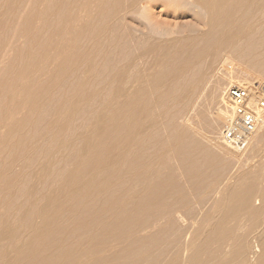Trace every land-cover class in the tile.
<instances>
[{"label":"bare ground","instance_id":"6f19581e","mask_svg":"<svg viewBox=\"0 0 264 264\" xmlns=\"http://www.w3.org/2000/svg\"><path fill=\"white\" fill-rule=\"evenodd\" d=\"M145 1L129 0L128 9L141 12ZM180 1L203 13L207 29L201 44L163 46L166 53L155 54L149 83L140 84L125 65L111 66L105 83L98 82L100 88L80 83L59 97L54 115L67 111L69 117L62 124L57 117L48 122L55 137L46 154L38 157L37 146L18 139L17 145H24L15 160L30 155L31 166L40 172L27 187L22 179L29 177L18 170L10 173L12 161L2 165L7 172L0 187L9 196L0 197V206L9 208L0 209V264H264V176H232V166L245 151L218 145L220 129L232 117L225 82L249 86L255 72L264 78V0ZM20 5L16 0L13 16ZM29 14L25 25L32 23ZM81 19L77 12L69 21L75 25ZM62 27L66 30L49 28L47 37L41 33L46 42L41 47L36 43L43 41L40 31L27 33L28 59L21 60L0 100V122L13 119L8 133L52 98L51 84L57 79L43 78L42 69L52 63V69L83 65L92 70L91 54L80 52L75 58L72 42L63 38L70 26ZM75 31L71 24L70 32ZM13 46L0 38V66ZM210 51L214 59L228 53L238 69L232 62L221 65L226 72L213 75V69L197 68L194 58ZM210 96L216 98V110L207 104ZM91 101L97 103L89 106L92 117L75 125L72 118L82 110L86 114ZM153 102L163 108L168 135L151 134ZM20 108L29 114L21 115ZM247 149L252 160L264 164V118ZM170 156L188 188L179 183ZM161 165L168 170L155 168ZM229 178L231 183L221 188ZM13 216L18 223L11 226ZM244 230L254 235L245 237ZM111 245L117 249L106 251Z\"/></svg>","mask_w":264,"mask_h":264},{"label":"rangeland","instance_id":"374dc122","mask_svg":"<svg viewBox=\"0 0 264 264\" xmlns=\"http://www.w3.org/2000/svg\"><path fill=\"white\" fill-rule=\"evenodd\" d=\"M15 1L16 0H0V38L6 37L7 43L12 41L15 46L10 49L5 62L0 66V100L10 86L13 77L20 70L18 68L20 67L19 64L21 60L27 61L28 59L29 54L26 50L28 32L40 31V35L42 33L47 37V30L49 28L54 30L59 27L60 29L63 28V31H65L66 29L62 27V25L68 24L71 27L72 24L74 28H78V31L70 32L69 27L63 38L68 42H72L73 50L76 51L74 53L75 58L78 57L76 55L77 53L88 52L91 54L89 56L93 58V64L92 70L89 71L83 65H78L76 69H52L54 66L50 63L49 68L42 69L40 73L42 74L45 71L42 74L43 78H47L50 75L52 78L57 79L51 84L50 96L52 98L48 102L42 98L43 103H46H41L43 105L39 108L35 116L33 115L32 119L28 122H22L14 126L13 130L9 133L8 130L13 119L7 116L0 122V184L2 183V175L7 172L2 165L4 163L8 164L11 161L12 168H10V173L18 170L29 177L22 179L26 182L27 187L33 179L38 177L37 175L40 172L39 168L31 166L33 160L30 161V155L27 160L23 162L21 160L18 162L15 160L16 151L24 145H17L18 139L24 142L30 140L29 143L37 146L38 157L42 151L46 154L48 151L47 144H49V149L54 147L52 138L55 136L51 135V131L47 130V124L49 121H52L54 117H57L59 124L66 122L69 117L67 111L61 112L59 116L58 114L54 115L57 99L59 97L69 95L71 93L70 90L80 83H87V89L100 88L97 87V85H99L98 82L100 81L102 84L105 83L104 79L106 80L108 77V70L111 66L122 67L125 65L128 74L140 78V84L149 83L147 80L148 76L152 71H155L156 68L154 66L155 54L159 53V56H163L164 53H166L163 50V46L172 45L180 47L183 44L192 42L201 44L202 34L207 29L202 11L196 7L192 9L191 4L186 5L184 1L182 2L180 0H169V3H167V0H148L143 2L142 8L140 9L141 12H139V10L136 12L130 11L128 9L129 0H29L28 2H26V0H19L22 6L20 5L18 13L13 16L12 14L15 12ZM114 1L119 2L115 3ZM25 3L28 4V6L23 8ZM77 12L80 15V19L81 17H83V19H81V21L78 20L79 24L74 25L75 21L74 23L71 21L73 16H77ZM28 14L31 15L33 20L30 25H25L26 21L24 23L23 20L29 17ZM19 15L23 16L20 17ZM68 17L71 21H69ZM84 26L85 30L82 31L81 28ZM44 35L40 36V39L42 38L41 40L45 37ZM59 42H61V39ZM36 43L37 47H41L46 42L36 39ZM150 47L152 49H150ZM65 50L68 51L69 47L65 46ZM210 52H208L206 56L194 58V64L197 68L199 67L205 71L207 69H213V71L211 70V74L213 75L216 74L218 70L222 73L226 72V68L221 65L224 62H232L234 69H238L234 66L236 63L233 62V58L228 53L223 52L220 54V58L214 59V52ZM211 74H209V76H212ZM252 75L254 76H252L251 82H257L259 85L264 86V78L257 76L259 77V79H257L255 76L256 72ZM226 83L227 82H225L224 86L227 87L228 84ZM109 84L110 81L108 82V85ZM130 89H133L132 84L130 85ZM221 93L222 91L219 92V94ZM210 97L213 100L207 98V104L209 103L208 106L212 104L213 106H211V109L216 110V107L218 108L216 98ZM90 105L95 107L97 103L91 101L89 105L86 106L87 118L85 121L84 118L86 114L83 110L76 113L77 115L72 118L77 120L75 125L81 122V120L85 123L87 119L89 121L93 115L89 110ZM168 109L169 111L171 110L167 108L165 111ZM151 110H153V116L148 121L153 123L151 134L155 132L168 135L169 131L165 125L166 117L162 113L163 108H158L156 102H153V104H151ZM17 112L21 113V115L29 114L24 113L21 108L18 109ZM88 113L91 115L89 116ZM21 115L18 114L17 116L20 117ZM40 133H44V135L37 136ZM219 147L217 146L215 150H219ZM250 157L251 152L248 149L245 150V156L243 158L241 157L243 162H245L243 164L241 160L238 164L232 166V176L243 173H247V176H264V168L262 169L264 164L261 161L262 159L254 161ZM170 160L173 165H175L179 183L182 184L184 188H188V181L184 178L175 157L172 158L170 156ZM155 168L159 169L158 171L160 172L168 170L162 165ZM238 181H243V178H239ZM229 182L231 183V178L225 180L221 188ZM113 185L119 186L120 184L118 181H115ZM0 190V197L8 199L9 191L1 187ZM19 196L20 193L17 199ZM192 201H196V198ZM5 206L6 205L0 206V209H4ZM6 207L7 209L9 208L8 206ZM247 217L248 214H245L243 219L247 220ZM9 220L13 223H10L11 226L18 223V218L15 216L11 217ZM247 226L250 227L249 224L245 223L244 227ZM63 229L58 230V236H60V238L65 235L60 234ZM243 232H245V230ZM244 234L245 237L249 238L254 235V233L246 232ZM75 237L76 236L73 235L72 239H75ZM69 239L71 240V237H69ZM116 249V246L111 245L106 251H115ZM174 251H176V247L171 249V253ZM72 264L75 263L72 262Z\"/></svg>","mask_w":264,"mask_h":264},{"label":"built area","instance_id":"2783aa9c","mask_svg":"<svg viewBox=\"0 0 264 264\" xmlns=\"http://www.w3.org/2000/svg\"><path fill=\"white\" fill-rule=\"evenodd\" d=\"M226 97L231 102L232 117L221 128L218 143L224 148L244 152L253 133L263 124L264 87L257 82L249 86L230 84L226 87Z\"/></svg>","mask_w":264,"mask_h":264}]
</instances>
